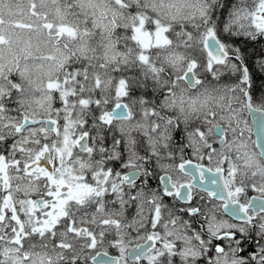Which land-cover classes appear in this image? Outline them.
I'll use <instances>...</instances> for the list:
<instances>
[{
  "label": "snow or ice",
  "instance_id": "snow-or-ice-1",
  "mask_svg": "<svg viewBox=\"0 0 264 264\" xmlns=\"http://www.w3.org/2000/svg\"><path fill=\"white\" fill-rule=\"evenodd\" d=\"M129 256L264 264V0H0V264Z\"/></svg>",
  "mask_w": 264,
  "mask_h": 264
},
{
  "label": "flooded vegetation",
  "instance_id": "flooded-vegetation-1",
  "mask_svg": "<svg viewBox=\"0 0 264 264\" xmlns=\"http://www.w3.org/2000/svg\"><path fill=\"white\" fill-rule=\"evenodd\" d=\"M250 120V119H249ZM251 122V121H250ZM195 162V161H194ZM253 193L249 194L250 196L252 195ZM135 243V241H133V244ZM131 247V245H130ZM107 252V257H104V252ZM100 252H101V257H103L104 259H108V258H111V257H118L119 256V250L117 248H109V247H105V248H102L100 249ZM101 257H98V258H101ZM129 264H131V257L129 256ZM146 264V262H145Z\"/></svg>",
  "mask_w": 264,
  "mask_h": 264
},
{
  "label": "water",
  "instance_id": "water-1",
  "mask_svg": "<svg viewBox=\"0 0 264 264\" xmlns=\"http://www.w3.org/2000/svg\"><path fill=\"white\" fill-rule=\"evenodd\" d=\"M249 119H250V121H251V117H249ZM251 124H252V122H251ZM252 127H253L252 135H253L254 139H256L257 128H256V126H254V125H252ZM194 163H195V162H194ZM252 195H256V194H252ZM111 258H112V257H111ZM97 259H100V258H97Z\"/></svg>",
  "mask_w": 264,
  "mask_h": 264
},
{
  "label": "rangeland",
  "instance_id": "rangeland-1",
  "mask_svg": "<svg viewBox=\"0 0 264 264\" xmlns=\"http://www.w3.org/2000/svg\"><path fill=\"white\" fill-rule=\"evenodd\" d=\"M247 118H248V120H249V117H247ZM249 123H250V125H251L250 120H249ZM252 138L254 139L253 135H252ZM251 193H253V192H250L249 194H251Z\"/></svg>",
  "mask_w": 264,
  "mask_h": 264
}]
</instances>
